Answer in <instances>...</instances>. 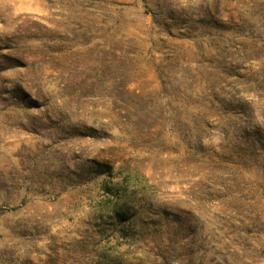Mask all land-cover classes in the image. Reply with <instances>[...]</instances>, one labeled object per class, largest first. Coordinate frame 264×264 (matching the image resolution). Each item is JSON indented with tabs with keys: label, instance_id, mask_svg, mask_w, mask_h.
<instances>
[{
	"label": "rangeland",
	"instance_id": "rangeland-1",
	"mask_svg": "<svg viewBox=\"0 0 264 264\" xmlns=\"http://www.w3.org/2000/svg\"><path fill=\"white\" fill-rule=\"evenodd\" d=\"M0 264H264V0H0Z\"/></svg>",
	"mask_w": 264,
	"mask_h": 264
}]
</instances>
